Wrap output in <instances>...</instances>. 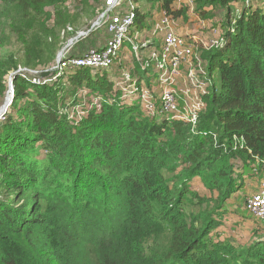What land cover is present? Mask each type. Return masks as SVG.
Wrapping results in <instances>:
<instances>
[{
	"label": "trees",
	"instance_id": "trees-1",
	"mask_svg": "<svg viewBox=\"0 0 264 264\" xmlns=\"http://www.w3.org/2000/svg\"><path fill=\"white\" fill-rule=\"evenodd\" d=\"M133 1L135 26L147 32L149 5L188 19L180 0ZM193 1L204 17L224 13L213 27L222 46L202 51L208 86L195 128L125 97L134 83L153 91L158 81L143 70L148 51L138 60L128 41L114 76L66 69L36 85L19 72L49 70L62 33L89 29L105 0H0V108L13 86L0 120V264H264V239L237 246L218 233L247 179L264 177V0ZM108 39L94 31L68 57L101 51ZM129 54L135 76L119 88ZM79 90L103 101L69 119ZM197 180L206 194L193 189ZM255 224L257 236L264 227Z\"/></svg>",
	"mask_w": 264,
	"mask_h": 264
},
{
	"label": "built area",
	"instance_id": "built-area-1",
	"mask_svg": "<svg viewBox=\"0 0 264 264\" xmlns=\"http://www.w3.org/2000/svg\"><path fill=\"white\" fill-rule=\"evenodd\" d=\"M130 1L131 0H105V9L102 15H100L89 29H83L76 37L69 41V49L66 53H61L59 55L55 70H59L60 72L66 69L111 70L119 61L121 52L125 49L124 45L128 41L132 46L131 53L136 56L138 60H141V56L145 55L143 50L146 49L148 51V61L143 65V70L147 71L150 69L156 72L158 75L157 84L161 95L158 98V95L153 91L139 88L137 83H134L129 86L130 89H126L125 97L140 95L145 110L150 116L155 117L158 115L159 117L165 116L173 120L185 121L192 124L195 128L199 114L205 108L202 95L206 92L208 85L205 83V78L202 75L201 79L204 82H200V91L190 105H187L184 95L178 93L177 86L183 81L181 70L192 65L196 51L195 43L198 40L197 37H195L194 34L189 38L180 35L177 31L176 20L165 13H160V17L153 26L150 34L146 31L144 33L136 32L135 39H137L132 40L130 35L135 31L136 14L133 11L135 6H129ZM187 1L192 7L195 6L193 0ZM179 5H182L180 1ZM184 5L188 6L187 3H184ZM191 6H189V13L193 10ZM101 29H105L109 35V39L106 41L103 50L93 49L81 57H68L69 50L73 49L79 41L88 38L92 32ZM213 35L214 40H212V42L210 41L213 44L212 46H216L214 44L222 45L223 39L220 37V32L214 30ZM157 37H160L159 47L154 41L155 39L158 40ZM141 38H144V40H141ZM205 46L207 47L206 44ZM201 74H203V70ZM189 77L190 79L188 82L194 84L195 75L192 74V71ZM124 78L125 84L130 83L132 80L128 73ZM32 79V82L36 85L45 83L39 77H33ZM11 88L13 90L12 82ZM12 99L13 91L10 93L6 107L11 104ZM157 102H160L161 108L159 110L156 104ZM5 109L0 111V120L4 116ZM246 209L249 214L264 227V177L262 178L258 192L247 199Z\"/></svg>",
	"mask_w": 264,
	"mask_h": 264
},
{
	"label": "rangeland",
	"instance_id": "rangeland-1",
	"mask_svg": "<svg viewBox=\"0 0 264 264\" xmlns=\"http://www.w3.org/2000/svg\"><path fill=\"white\" fill-rule=\"evenodd\" d=\"M181 4L184 5V3H187L188 6H191L190 3L187 0H180ZM72 3V2H71ZM138 4L135 3V1L131 0L130 1V7L137 6ZM74 8V5H71V8ZM192 7V6H191ZM190 8V7H189ZM193 10H191L190 15H188V19H180L176 20V25H177V31L180 35H183L185 38H189L192 36V32H194V36L197 37V41L195 43V54L193 58L192 65L188 68H183L181 70L182 75H183V81H181L178 86H177V91L178 93H182L185 97L187 105H190L196 98L197 93L200 91V82H204L201 77V71L204 68V64L202 61V51L206 49H212V48H217L222 45H217L212 46L213 44L211 43L212 40H214V35L213 31L215 28L219 26L218 23L222 19H224V13L218 10V9H210L207 12V15H202L198 11H196V6L192 7ZM1 10V7H0ZM146 10L148 11V21L150 27L154 26L158 18L160 17L159 14L160 12L157 11L158 8L157 6L149 5ZM239 10L241 11V7H239ZM145 12V9H144ZM102 15V14H101ZM90 23H88L86 20L84 21V25L88 26ZM85 26V27H86ZM134 28L139 29V32L143 33V29L139 27V25L135 26ZM73 31V29H70ZM145 32V31H144ZM147 32V31H146ZM151 29L147 32L150 33ZM66 33H62L61 38H62V46L60 50L57 53V58L56 62L50 67L49 70L46 72H42L41 70H31V69H20L19 72H25L30 74L32 77H39L44 81V74H49V72H60L59 70H55L57 67L58 63V57L61 53H66L69 49V41L72 39L65 35ZM146 34V33H145ZM156 38V37H155ZM144 40V38H141V40ZM157 39H160V37H157ZM211 41V42H210ZM158 42V41H156ZM207 45V47L205 46ZM72 50V49H71ZM68 53H70V51ZM133 56L129 55H124L123 61L129 64V67L132 66V59ZM125 63V64H126ZM114 69L110 70L109 73H112L114 76ZM132 71V72H131ZM133 66L130 68V71L128 72V75L130 78H133L135 76V72H133ZM192 71V74L195 75L194 77V84H191L189 81L190 77L189 74ZM50 72V73H51ZM127 74V73H126ZM125 75V74H124ZM149 76V75H148ZM198 77V78H197ZM116 80V86L119 88H124L125 87V78H123V75L119 78H115ZM199 81V82H198ZM12 82V81H11ZM11 82L9 80V92L5 98V102L8 101L10 97V93L12 91L11 88ZM159 86L156 82L155 88L153 92L158 95V98L160 97L161 93H159ZM80 95V101L82 102L81 105H78L74 109L67 110L69 114V119H74L78 118L80 119L81 117H85L88 113L89 110L93 108H97L98 110L100 109L101 102L103 99L100 97H91L89 92L87 90H79L78 91ZM159 93V94H158ZM140 96V95H139ZM4 106V105H3ZM2 106V107H3ZM0 108L1 111H3L5 108L2 109ZM260 186V180L258 179H247V184H246V189L237 196L236 202L234 203L235 207L231 209V214L228 216V219L224 222V225L218 230V233L221 234L220 237L224 240H233L235 245H247L251 242V239L254 240H260L264 239V233L263 230L261 229L262 233L255 236L254 230L258 227V225L255 224L252 218L247 217L246 211V201L247 199L258 192ZM193 189L197 192H199L201 195L206 194V191L203 190L202 185L200 181H196L193 185Z\"/></svg>",
	"mask_w": 264,
	"mask_h": 264
},
{
	"label": "water",
	"instance_id": "water-1",
	"mask_svg": "<svg viewBox=\"0 0 264 264\" xmlns=\"http://www.w3.org/2000/svg\"><path fill=\"white\" fill-rule=\"evenodd\" d=\"M7 104H8V101H6V103L4 104V106L2 107V109L5 108L7 106Z\"/></svg>",
	"mask_w": 264,
	"mask_h": 264
},
{
	"label": "crops",
	"instance_id": "crops-1",
	"mask_svg": "<svg viewBox=\"0 0 264 264\" xmlns=\"http://www.w3.org/2000/svg\"><path fill=\"white\" fill-rule=\"evenodd\" d=\"M189 15H190V13H189ZM192 34H195L194 32H192ZM257 193V192H256ZM254 195V194H253ZM250 215V214H249ZM251 216V215H250ZM252 217V216H251ZM254 222L256 223V220L254 219ZM258 223V222H257Z\"/></svg>",
	"mask_w": 264,
	"mask_h": 264
}]
</instances>
